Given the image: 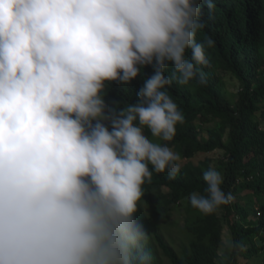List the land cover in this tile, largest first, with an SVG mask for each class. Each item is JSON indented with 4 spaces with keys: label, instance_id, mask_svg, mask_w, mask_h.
<instances>
[{
    "label": "clouds",
    "instance_id": "obj_1",
    "mask_svg": "<svg viewBox=\"0 0 264 264\" xmlns=\"http://www.w3.org/2000/svg\"><path fill=\"white\" fill-rule=\"evenodd\" d=\"M215 8L0 0V264H154L137 205L154 173L180 174L168 142L185 118L168 88L206 82L215 41L197 35ZM141 75L135 103L109 105L108 84ZM202 179L194 209L233 201L215 167Z\"/></svg>",
    "mask_w": 264,
    "mask_h": 264
},
{
    "label": "trees",
    "instance_id": "obj_2",
    "mask_svg": "<svg viewBox=\"0 0 264 264\" xmlns=\"http://www.w3.org/2000/svg\"><path fill=\"white\" fill-rule=\"evenodd\" d=\"M214 3L211 19L204 10L206 26L197 35L198 41L205 37L215 41L214 47L206 49V82L187 86L173 82L168 88L185 118L168 146L185 161L175 180H169L166 172L154 173L152 181L143 185L144 196L137 205V220L149 234L154 264H160L158 248L169 264H264V0ZM144 71L152 74L151 67ZM226 74L237 79V93L225 88ZM142 78L130 85L108 84L109 105L122 108L135 103ZM212 151H219L220 156L193 162L196 155ZM210 166L222 173V190L231 193L233 201L204 215L186 197L193 191L203 193L202 174ZM184 200L188 241L180 253L155 226ZM223 219L234 245L231 248L223 244Z\"/></svg>",
    "mask_w": 264,
    "mask_h": 264
},
{
    "label": "rangeland",
    "instance_id": "obj_3",
    "mask_svg": "<svg viewBox=\"0 0 264 264\" xmlns=\"http://www.w3.org/2000/svg\"><path fill=\"white\" fill-rule=\"evenodd\" d=\"M225 81V88L232 92L237 93L240 86L238 84V81L235 77H233L230 74H226L224 76ZM203 133H205V130H203ZM151 138V137H149ZM175 152L176 149L173 148ZM205 156L211 157V158H217L220 156L219 151H212L206 154H198L193 159L197 161L198 159L204 158ZM185 161V158H184ZM183 161V162H184ZM185 200L181 202V204L178 207H175L172 209L166 216H164V219L159 222L158 226H155V230L162 236L163 240L171 246L175 251L182 252L183 249L187 245L188 237L184 233V223H185ZM147 211L146 208H143ZM222 211H219V214H221ZM223 221V244H227L228 241H230V232L229 229L224 221ZM159 251V258H160V264H169L168 258L162 253V251L158 248ZM223 250H220V253H222ZM158 253V252H157ZM245 264V263H242ZM258 264V262L253 263Z\"/></svg>",
    "mask_w": 264,
    "mask_h": 264
}]
</instances>
